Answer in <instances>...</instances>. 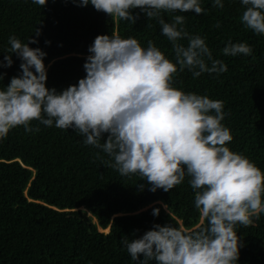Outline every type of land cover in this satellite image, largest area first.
<instances>
[{"label": "trees", "instance_id": "1", "mask_svg": "<svg viewBox=\"0 0 264 264\" xmlns=\"http://www.w3.org/2000/svg\"><path fill=\"white\" fill-rule=\"evenodd\" d=\"M223 3L221 9L214 0H201V14L161 12L152 20L137 8L131 10L138 17L134 24L114 21L90 3L80 6L78 0H48L44 7L33 0H0V61L7 63L10 37L22 43L32 37L38 42L29 46L47 54V87L62 92L86 76L89 48L99 35L133 38L145 49L152 41L177 63L160 19L172 23L175 15H184L182 27L191 36L203 38L213 59L221 60L228 70L198 77L188 69L178 70L172 86L223 101L222 124L233 137L226 146L264 171V34L243 24L246 6L241 0ZM229 41L247 43L252 55H224L222 49ZM179 43L187 46L188 40ZM12 61L11 67H0V87L6 88L13 77L22 75V60L12 54ZM207 63L210 67L211 61ZM31 127L32 132L23 126L13 128L0 139V264H139L122 244L124 237L140 238L156 224L190 231L200 225L195 207L198 190L191 187L187 175L172 190L153 192L139 174L123 176L109 166L114 159L86 145V137L74 129L57 128L55 122L46 126L38 120ZM107 137L102 134L101 144ZM157 208L159 216L153 215ZM236 231L240 238L237 264H264V213L259 219L253 217L251 226L238 224Z\"/></svg>", "mask_w": 264, "mask_h": 264}, {"label": "clouds", "instance_id": "2", "mask_svg": "<svg viewBox=\"0 0 264 264\" xmlns=\"http://www.w3.org/2000/svg\"><path fill=\"white\" fill-rule=\"evenodd\" d=\"M33 2L44 7L48 0ZM78 3L83 7L90 3L114 21L123 19L134 24L138 17L131 10L137 8L150 20L161 12H204L201 0ZM241 3L246 6L243 24L264 34V0ZM214 5L222 9L223 0H214ZM184 22V15H175L172 23L160 19L162 34L172 42L179 69L152 41L145 49L133 38L99 35L89 48L91 55L84 64L86 76L62 92L47 87V54L29 46L38 41L31 37L22 43L10 37L11 47L4 57L7 63L0 61V67H11L12 54H16L22 60V75L13 77L6 88L0 87V139L19 126L32 132L34 120L46 126L55 122L57 128L74 129L86 137V145L113 158L115 163L109 166L121 175L139 174L153 192H168L187 175L191 187L198 190L195 207L200 212V225L190 231L156 224L140 238L124 237L122 244L139 264H237L240 238L236 226H251L253 217L259 219L264 213V171L226 146L233 137L222 124L226 115L223 101L172 86L178 70L188 69L194 77L228 70L221 60L213 59L203 38L191 36L182 27ZM184 39L188 40L187 46L179 43ZM222 52L232 57L251 56L252 48L247 43L229 41ZM207 61H211L210 67ZM105 133L107 141L101 144ZM159 214L160 209H154L153 215ZM205 221L207 225L203 226Z\"/></svg>", "mask_w": 264, "mask_h": 264}, {"label": "rangeland", "instance_id": "3", "mask_svg": "<svg viewBox=\"0 0 264 264\" xmlns=\"http://www.w3.org/2000/svg\"><path fill=\"white\" fill-rule=\"evenodd\" d=\"M88 214H90V215H92V213L89 211L88 212ZM92 217H93V215H92ZM94 219V218H93ZM198 223H200V220H199V222ZM108 230V228L107 229H104V231H107Z\"/></svg>", "mask_w": 264, "mask_h": 264}]
</instances>
